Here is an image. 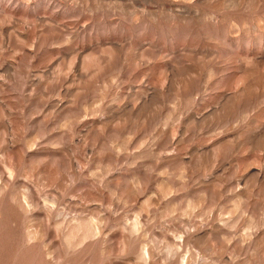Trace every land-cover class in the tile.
<instances>
[{
    "label": "rangeland",
    "instance_id": "obj_1",
    "mask_svg": "<svg viewBox=\"0 0 264 264\" xmlns=\"http://www.w3.org/2000/svg\"><path fill=\"white\" fill-rule=\"evenodd\" d=\"M0 264H264V0H0Z\"/></svg>",
    "mask_w": 264,
    "mask_h": 264
}]
</instances>
